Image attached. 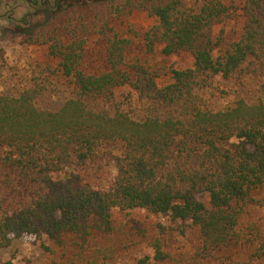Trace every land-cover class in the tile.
<instances>
[{
  "label": "trees",
  "instance_id": "16d2710c",
  "mask_svg": "<svg viewBox=\"0 0 264 264\" xmlns=\"http://www.w3.org/2000/svg\"><path fill=\"white\" fill-rule=\"evenodd\" d=\"M14 1L48 12L20 40L46 47L48 59L30 69L21 91H0V249L31 235L63 246L62 264H128L107 261L90 242L95 230H114L115 209H143L170 224L156 223L154 255L136 264H177L172 244L188 228L197 241L179 256L183 264L263 263L264 241L243 220L263 204L256 192L264 186V96L215 109L200 93L217 78L264 76V0L199 7L190 0ZM8 5L0 0V9ZM142 11L152 25L125 23ZM239 15L236 38L215 32ZM92 38L102 58L96 68L86 61ZM136 40L142 50L134 52ZM183 52L192 65L176 68L169 57ZM6 66L0 47V78ZM60 76L69 82L67 98L57 108L41 106L60 91ZM123 88L130 91L119 100ZM112 144L120 154L105 181Z\"/></svg>",
  "mask_w": 264,
  "mask_h": 264
},
{
  "label": "rangeland",
  "instance_id": "374dc122",
  "mask_svg": "<svg viewBox=\"0 0 264 264\" xmlns=\"http://www.w3.org/2000/svg\"><path fill=\"white\" fill-rule=\"evenodd\" d=\"M82 1L91 0H76L75 3L76 5L81 4ZM202 1L190 0L194 7H199ZM16 4H18L17 7ZM8 8L10 11L5 13V16H0V47L4 48L7 55V66L3 70V77L0 78V91L18 93L28 84L30 69L35 66L36 62L48 59L46 47L23 45L20 42L21 37L24 34L31 33L40 21H46L48 12L33 11V8L23 1L9 0V5L4 10L1 8L0 13ZM237 12L238 14L242 13L240 9ZM26 13L31 15L26 16ZM8 17L22 22L14 23ZM24 18L26 21L23 20ZM242 22L243 18L240 16L235 21L219 25L216 27L215 32L218 34L224 29L226 38L228 40L234 39L241 32ZM125 23H132L136 28L144 29L154 23V18L145 11L134 12L125 18ZM93 40L92 38L89 43L86 61L89 67L96 68L102 63V58L98 55L99 46L93 44ZM132 50L134 52L142 50L139 40L133 42ZM169 60L176 68H186L192 65V56L185 52L174 54L169 57ZM56 81L60 91L53 98L40 101L41 106L57 108L67 98L69 82L62 76L56 78ZM129 91V88L119 90L117 98L122 100V95ZM200 96L202 103L215 109L231 105L237 97L252 99L264 96V76L247 75L241 82L233 79L217 78L213 86L202 91ZM132 105L137 110L141 109L142 103L138 101L136 93L132 94ZM145 105L148 106V103H145ZM109 148L111 154L106 156L104 160L105 173L108 177L105 181L113 180L116 174L114 155L120 154L119 145L112 144ZM63 174H60L59 178H65ZM103 186H107L106 182ZM256 196L263 199V204L254 205L250 208L249 214L243 220V226L247 232L252 228L253 233L264 241V186L256 192ZM199 197L202 200H207L205 194ZM113 218L114 230L110 233L95 230L93 240L90 242L92 249L95 247L102 248L104 250L102 252L103 256L111 263L136 264L138 260L147 255L152 257L154 255L152 243L159 234L156 223L162 221L167 225L170 224L166 218L151 215L143 209H135L129 212L115 209ZM177 238V242L175 241L172 244L174 246L171 253L176 257L177 264H183L179 256L188 251L191 245L197 241V233L193 228H188L185 236H178ZM41 242L51 247L52 251H45L41 246ZM64 250L63 246L47 237L38 240L34 236L24 235L14 239L10 247L0 249V264H62L64 262ZM151 264L156 263L152 262ZM261 264H264V262Z\"/></svg>",
  "mask_w": 264,
  "mask_h": 264
}]
</instances>
